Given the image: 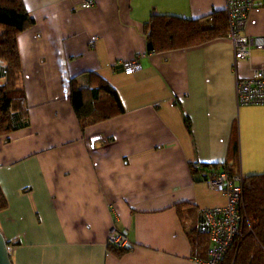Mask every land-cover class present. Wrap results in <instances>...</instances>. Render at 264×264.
<instances>
[{
    "label": "crops",
    "instance_id": "obj_1",
    "mask_svg": "<svg viewBox=\"0 0 264 264\" xmlns=\"http://www.w3.org/2000/svg\"><path fill=\"white\" fill-rule=\"evenodd\" d=\"M23 1L35 18L17 37L28 123L0 136V230L13 264H205L208 243L195 247L190 233L208 232L202 209L227 198L202 170L264 172V105L236 96L237 77L263 62L264 49L236 65L228 35L147 51L152 16L210 27L225 0ZM246 32L264 35L263 0ZM136 56L142 69L127 74L120 62ZM5 73L0 62V82ZM100 79L124 111L83 127L72 83ZM113 228L129 236L122 256L108 245Z\"/></svg>",
    "mask_w": 264,
    "mask_h": 264
},
{
    "label": "trees",
    "instance_id": "obj_2",
    "mask_svg": "<svg viewBox=\"0 0 264 264\" xmlns=\"http://www.w3.org/2000/svg\"><path fill=\"white\" fill-rule=\"evenodd\" d=\"M264 4V0H263ZM213 25L205 27L203 18L155 15L146 25L147 51L160 52L189 47L227 36L229 23L223 11L212 14ZM35 25V18L23 0H0V62L6 63L5 80L0 82V136L18 128L25 103V90L18 35ZM75 113L83 127L111 118L124 111L117 90L104 79L95 87H79L72 83L71 95ZM201 172V180L205 177ZM218 168V165H212ZM7 201L0 188V210ZM243 230L228 249L224 264H264V172L245 176ZM195 247L209 246L208 232L190 233ZM10 245V242L8 241ZM206 248V251L208 249ZM118 256L131 248L109 246ZM10 252V250H9ZM11 257V254H10Z\"/></svg>",
    "mask_w": 264,
    "mask_h": 264
},
{
    "label": "built area",
    "instance_id": "obj_3",
    "mask_svg": "<svg viewBox=\"0 0 264 264\" xmlns=\"http://www.w3.org/2000/svg\"><path fill=\"white\" fill-rule=\"evenodd\" d=\"M256 0H225V13L229 23V38L232 41L235 65L239 60H250L252 49H264V35L253 36L246 32L251 10ZM94 0H87L86 6H93ZM127 74L142 69L139 57L122 60ZM236 96L239 105H264V59L248 77L236 81ZM203 181L211 188L225 194L227 203L223 206L204 208L202 214L210 237L208 258L205 264H224L225 255L243 230L245 175L243 172L230 173L225 169L207 167ZM129 236L126 232L113 228L109 233L108 245L115 248L127 247Z\"/></svg>",
    "mask_w": 264,
    "mask_h": 264
},
{
    "label": "water",
    "instance_id": "obj_4",
    "mask_svg": "<svg viewBox=\"0 0 264 264\" xmlns=\"http://www.w3.org/2000/svg\"><path fill=\"white\" fill-rule=\"evenodd\" d=\"M0 264H13L10 252L8 240L0 230Z\"/></svg>",
    "mask_w": 264,
    "mask_h": 264
}]
</instances>
